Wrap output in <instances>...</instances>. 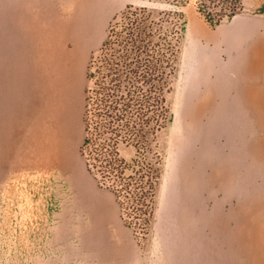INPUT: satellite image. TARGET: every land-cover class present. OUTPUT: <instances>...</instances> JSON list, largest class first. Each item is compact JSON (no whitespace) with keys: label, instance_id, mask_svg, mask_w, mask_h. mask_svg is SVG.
<instances>
[{"label":"rangeland","instance_id":"1","mask_svg":"<svg viewBox=\"0 0 264 264\" xmlns=\"http://www.w3.org/2000/svg\"><path fill=\"white\" fill-rule=\"evenodd\" d=\"M243 3L24 0L17 34H9L0 1V264H115L129 245L148 264H161L158 228L180 198L193 201L199 188L230 185L240 158L248 185L264 186V115L222 111L225 95L237 97L236 85L246 84L225 78L241 73L233 61L240 50L226 49L225 29ZM129 5L170 14L179 32L167 119L155 142L160 178L146 230L124 222L115 195L98 184L80 154L87 65L109 23ZM231 8L234 15L226 18ZM215 14L223 15L217 25ZM120 152L127 160L135 153ZM169 261L175 264V254Z\"/></svg>","mask_w":264,"mask_h":264},{"label":"trees","instance_id":"2","mask_svg":"<svg viewBox=\"0 0 264 264\" xmlns=\"http://www.w3.org/2000/svg\"><path fill=\"white\" fill-rule=\"evenodd\" d=\"M222 20L221 14L212 17L213 25ZM178 42L177 21L170 14L129 5L109 23L87 65L80 154L98 184L115 195L124 222L131 219L145 230L160 178L155 142L167 119L165 95ZM121 148L133 149L134 156L125 159Z\"/></svg>","mask_w":264,"mask_h":264},{"label":"crops","instance_id":"3","mask_svg":"<svg viewBox=\"0 0 264 264\" xmlns=\"http://www.w3.org/2000/svg\"><path fill=\"white\" fill-rule=\"evenodd\" d=\"M0 1L1 17L7 18L3 25H10L9 34H17L13 29L19 26L24 0ZM242 1L243 12L234 15L225 29L226 49L240 50L233 61L241 73L228 75L226 70L225 78L246 84L236 85V90H241L235 94L237 97L225 95L222 111L230 115H264V0ZM263 120L264 116L260 121L264 128ZM235 142L248 143L242 139ZM239 160L242 167L230 172V185L199 188L193 201L183 196L175 211H168L169 220L159 226L157 233V245L164 252L161 264L171 253L175 254V264H264V186L248 185L249 172L243 168V158ZM115 264H148V257L129 245L127 252L115 258Z\"/></svg>","mask_w":264,"mask_h":264}]
</instances>
